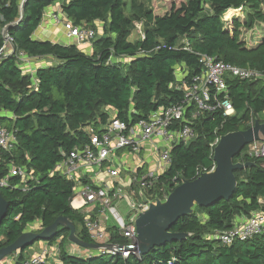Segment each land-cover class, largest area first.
Wrapping results in <instances>:
<instances>
[{"label":"trees","instance_id":"trees-1","mask_svg":"<svg viewBox=\"0 0 264 264\" xmlns=\"http://www.w3.org/2000/svg\"><path fill=\"white\" fill-rule=\"evenodd\" d=\"M153 1L0 0V29L14 39L18 51L55 60L38 68L35 76L22 69L16 56L0 61V122L17 141L13 151L0 150V179L9 175L13 165L27 167L35 176L27 189L18 177L10 179L12 187L0 188L9 203L0 225V249L15 243L36 221L43 230L59 217L73 221L78 236L92 243L83 215L71 207L74 184L51 174L64 159L63 153L90 141L87 127L97 131L110 112L133 125L180 104L185 94L177 70L181 68L184 81L189 82L202 72V55L264 71V37L255 47H249L243 37L264 24L263 0H182L180 7L173 5L162 15H156ZM57 4L75 26L98 33L97 25L102 24L92 55L77 45L34 39L46 11ZM236 10L242 15L226 19L228 12ZM136 23L142 24L143 36L132 41ZM227 83L223 96L233 104L235 115L205 113L195 122L198 139L173 149L172 165L160 179L158 188L165 187L168 194L175 185L194 181L215 167L214 150L220 137L249 130L256 121L264 123V81L230 78ZM252 146L234 160L251 166L235 173L238 187L233 197L213 207H199L193 216L173 225L172 233L188 235L183 240L129 258L99 252L87 258L70 255L65 248L69 231L63 228L48 244L59 242L62 264H264V232L232 245L215 238L233 228L238 219L264 211V157L251 156ZM113 242L127 244L120 237ZM29 248L13 255H17L14 264L29 262Z\"/></svg>","mask_w":264,"mask_h":264},{"label":"built area","instance_id":"built-area-1","mask_svg":"<svg viewBox=\"0 0 264 264\" xmlns=\"http://www.w3.org/2000/svg\"><path fill=\"white\" fill-rule=\"evenodd\" d=\"M52 19L63 26L70 40L68 45H93L98 36L93 29L75 26L64 16L62 10L53 13ZM1 35L3 43L0 46V61L16 56L22 69L35 76L36 71L29 72V68L32 61L39 58H31L18 51L14 39L5 29ZM200 63L202 72L189 82L184 81L186 75L182 73L180 89H183L185 95L180 104L156 111L133 125L110 114L108 121L100 123L97 131L94 126L87 127L90 141L69 154L63 153L64 159L51 172L52 175L59 174L74 184L75 195L71 200V207L83 215L92 243L99 246H120L113 242L116 237L127 241L125 246H121L122 251L119 253L106 249L99 253L121 255L123 258L140 256L136 246V218L139 213L148 209V205L142 202L139 192L143 191L150 200L155 197L164 200L168 193L165 187L158 188L160 179L172 165L173 149L198 139L195 122L205 113L223 111L226 116L235 115L233 104L223 96L228 90V79L264 81V71L251 67L244 68L217 61L207 55L201 56ZM16 143L14 133L0 122V150L11 152ZM146 148L150 152L152 165L145 170L142 169L144 161H140L139 167L132 168L124 165V161L118 156L124 150L139 156ZM249 154L264 157V143H254ZM12 177L23 180V189H27L28 182L35 179L33 172L27 167L13 165L9 175L0 179V188L12 187ZM263 232L264 211H259L250 218H245L244 222L238 219L233 228L217 233L215 238L225 245H232L236 241L251 240ZM127 247L133 250H126ZM49 255L50 249L44 248L27 264H43L48 261Z\"/></svg>","mask_w":264,"mask_h":264},{"label":"water","instance_id":"water-1","mask_svg":"<svg viewBox=\"0 0 264 264\" xmlns=\"http://www.w3.org/2000/svg\"><path fill=\"white\" fill-rule=\"evenodd\" d=\"M257 142L264 143V123L259 121H256L249 130L222 136L214 150L215 169L211 172H202L194 181L174 187L164 200L160 197L150 200L143 191H140L142 202L148 205V209L139 213L136 218L138 233L136 246L140 256L167 243L185 239L188 235L171 232V228L180 218L193 216L199 207L209 208L222 200L229 201L238 187L235 173L251 166L235 163L234 160L245 147ZM8 208L9 203L0 194V225L6 217ZM60 228L68 230L69 241L79 247L96 252L103 249L116 250L118 253L122 251L121 246L87 243L78 236L73 221L59 217L52 226L43 229L41 233L25 232L15 243L0 249V264L15 253L19 254L24 249L34 246L38 241L48 243ZM126 250L133 249L127 247Z\"/></svg>","mask_w":264,"mask_h":264},{"label":"rangeland","instance_id":"rangeland-1","mask_svg":"<svg viewBox=\"0 0 264 264\" xmlns=\"http://www.w3.org/2000/svg\"><path fill=\"white\" fill-rule=\"evenodd\" d=\"M264 2V0H263ZM182 4V0H154L152 3V7L156 13V15H162L165 14L169 11H171L173 5H175L177 8L180 7ZM264 9V6H263ZM242 12H234V11H230L226 14V19H230L233 16H241ZM102 24L99 23L97 25V31L98 33L101 31V26ZM138 25V27H137ZM2 29H0V35L2 33ZM143 36V29H142V24L141 23H136V30L134 31V33L132 34L131 40H137L140 39ZM244 40L246 41L247 45L250 47H254L257 46L259 44V42L261 41V39L264 37V24H259L255 27L254 30L252 31H246L244 32ZM180 70L177 71V75H179ZM262 203L264 204V201H262ZM204 218V216H203ZM42 230V226L41 223L39 221H36L34 224L30 225L26 232H36V233H41ZM59 243H57L56 245H49L46 242H42V241H38L35 243L34 246L30 247L27 252H26V256L28 259H31L35 254L37 253H41L44 249L42 248V245L45 246L46 248H54L50 249V255L48 257V261L51 262L52 264H62L60 261V249H59ZM71 247L70 250L67 249V247ZM65 248L67 250V252L70 255H75L78 257H83V258H87L89 256H91L92 253H96V251L90 250V249H86L83 247H79L75 244H73L72 242H68L65 245ZM73 250H76L75 252H73ZM17 256V255H16ZM16 256H14L16 258ZM14 257H8L4 260L3 264H11L14 261Z\"/></svg>","mask_w":264,"mask_h":264},{"label":"crops","instance_id":"crops-1","mask_svg":"<svg viewBox=\"0 0 264 264\" xmlns=\"http://www.w3.org/2000/svg\"><path fill=\"white\" fill-rule=\"evenodd\" d=\"M60 10H61V7H60V5L57 4L56 6L51 7L46 11L41 26L39 27V29L34 34V39L39 40V41H49L52 43H57V44H62V45H68V43H70V40L68 39L63 26L61 24L56 23L52 19L53 13L58 12ZM234 12H241V10H236ZM78 47L82 52H84L87 55H92V53H93V45L92 44H85V45H81ZM122 61L126 62L127 60L123 59ZM53 63H55V60L51 57L35 59L32 61L31 67L29 68V72L30 71H36L40 67H47ZM178 70H180L179 75H178V79L181 80L182 79L181 76H182L183 71L181 68H178ZM110 114L112 116H115L114 112H110ZM147 149L148 148H146L144 151H142L141 155H139V156L133 155L128 150H124V151L119 152L118 156L121 160L124 161L123 162L124 165L127 164L128 167L130 166L132 168L139 167L140 161L141 160L144 161L145 165L143 166L142 169L145 170L152 165L151 164L152 159L150 158V152ZM0 161H1V158H0ZM239 221L244 222L245 218H240ZM42 248L44 249L46 247L42 245ZM54 248L55 247L50 248V249L54 250ZM67 249L70 250L71 247L69 246V247H67ZM75 251L76 250H73V252H75ZM50 252H51V250H50ZM37 254H39V253H37ZM37 254H35V255H37ZM15 260H16V258L14 257V261L11 264H14ZM1 264H3V263H1Z\"/></svg>","mask_w":264,"mask_h":264}]
</instances>
